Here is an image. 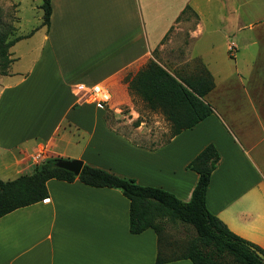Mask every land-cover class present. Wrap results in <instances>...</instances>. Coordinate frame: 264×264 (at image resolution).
<instances>
[{
    "label": "crops",
    "instance_id": "0c3cea01",
    "mask_svg": "<svg viewBox=\"0 0 264 264\" xmlns=\"http://www.w3.org/2000/svg\"><path fill=\"white\" fill-rule=\"evenodd\" d=\"M187 12L196 22L180 43L212 77L203 97L212 112L178 129L168 97L149 107L143 88L155 63L181 82L166 66L179 61ZM40 31L25 69L0 76V179L31 172V156L42 151L187 201L198 174L186 165L212 143L219 159L206 208L264 249V0H50L48 23L32 32ZM79 83L104 85L110 99L102 108L83 100ZM41 98L49 101L37 117L30 100ZM46 188L41 201L0 217V264H193L156 263L157 235L129 231L128 199L118 189L56 178Z\"/></svg>",
    "mask_w": 264,
    "mask_h": 264
},
{
    "label": "trees",
    "instance_id": "16d2710c",
    "mask_svg": "<svg viewBox=\"0 0 264 264\" xmlns=\"http://www.w3.org/2000/svg\"><path fill=\"white\" fill-rule=\"evenodd\" d=\"M40 8L42 24H47L50 0H42ZM1 22L0 18V24ZM7 26L16 30L15 26L9 24ZM24 36L9 37L6 31L0 28V75L6 74V68L13 60L9 48ZM152 69H154L152 80L144 78L148 85L147 88H143V96L149 99L152 94L163 104V97H168L169 106H175V109L169 112V118L175 127L178 129L192 127L212 112L210 104L203 99L207 91L213 87L212 77L205 68L192 76H179L181 82L176 81L157 64L152 66L149 73ZM165 78L178 86L177 93L169 92ZM58 158L47 157L35 165L29 173L19 174L8 180L0 179V217L16 208L47 197L46 181L50 178L65 181L78 179L90 186L116 188L128 199L129 231L139 233L151 228L157 235L156 263L184 258L189 259L193 264H264V249L261 246L231 231L206 208L207 185L219 159L212 143L206 144L186 165L187 169L198 174L187 201L179 199L164 188L138 184L131 177L87 163H83L79 173L75 175L69 170L56 166L55 161ZM164 220L188 224L194 230V234L184 241L178 254L166 249V244L163 243Z\"/></svg>",
    "mask_w": 264,
    "mask_h": 264
},
{
    "label": "rangeland",
    "instance_id": "374dc122",
    "mask_svg": "<svg viewBox=\"0 0 264 264\" xmlns=\"http://www.w3.org/2000/svg\"><path fill=\"white\" fill-rule=\"evenodd\" d=\"M40 3H41V0H0V18L2 21L0 24L1 25L0 28L6 31L9 37H14L15 35H25V36L27 35L28 36V33L30 34L32 31L34 32L35 28L38 27V25H41L42 9L40 8ZM182 21H183V30H184L183 32L184 33H182L181 36L178 37V40H179L178 48L179 49L184 48L181 46L182 43L180 42L182 40L187 42L188 29L194 26L196 19L195 17L192 16L191 13L187 12L186 14L183 15ZM7 24H9L12 27L15 26L16 30L14 31L13 28L12 29L9 28ZM33 32L26 38L25 36L24 38L22 37L21 39H19L18 42H15V44H13L9 48L11 58L15 57L16 55H20L21 53L23 54V57H21L18 60H14L12 63H10L8 67L6 68V74L8 73L10 69L12 71L23 70L25 69L26 63H29L31 57L35 53V49H36L35 46L40 41V36H41V31L40 33L37 32L35 34H33ZM167 38L168 37H166L165 40H167ZM201 42H205V41H201ZM197 46L202 47L203 45L200 44ZM156 53L157 51L153 53L155 57H156ZM177 58L179 60L178 62L172 61L173 62L172 64L169 63V65L167 64L166 66L167 69L170 70L173 74H177L179 76H189V75L192 76L204 70V65L201 64L200 61H196V60L191 61L189 59L188 50H183V49L178 50ZM183 60H186V61H183ZM159 67L163 69L161 66ZM153 70L154 69H152L150 73L144 76L146 80L147 78L152 80L153 74H154L152 72ZM164 71L169 73L166 70ZM12 76L13 77L10 79L11 81L14 79V75ZM155 76H156V73H155ZM47 101H49V99L47 98L30 100L32 110L35 112V115L37 113V117L41 116V114H39L40 110L42 111L46 110ZM146 102H147L146 105L152 108L164 106L163 102L158 97L149 98L147 99ZM36 109H37V112H36ZM18 112L19 111H16L15 114L12 115V119L16 115H19ZM35 117L36 116L31 115V118H35ZM82 121L84 125L88 123L90 124L91 118L88 115H85ZM17 138L18 136L14 137V139H17ZM41 162L42 161H40L39 163ZM12 175L13 174L7 177H13ZM163 224L165 228L163 230V237H162L163 243L166 244V249L172 250L174 254H178L179 250H181L183 247L182 245L184 241L188 237L194 234V230L190 225L184 224L181 222H173L170 220H164Z\"/></svg>",
    "mask_w": 264,
    "mask_h": 264
},
{
    "label": "built area",
    "instance_id": "2783aa9c",
    "mask_svg": "<svg viewBox=\"0 0 264 264\" xmlns=\"http://www.w3.org/2000/svg\"><path fill=\"white\" fill-rule=\"evenodd\" d=\"M233 49V45L231 44L229 46V50ZM76 90L80 91L83 93L82 98L83 100L90 101L91 103H94L95 106L102 108L108 102L110 99V93L108 89L100 84V83H95V84H82L79 83L76 86ZM46 155L43 154L42 151L36 152L34 155L31 156V160L35 164H39L40 161H43L45 159Z\"/></svg>",
    "mask_w": 264,
    "mask_h": 264
},
{
    "label": "water",
    "instance_id": "95a60500",
    "mask_svg": "<svg viewBox=\"0 0 264 264\" xmlns=\"http://www.w3.org/2000/svg\"><path fill=\"white\" fill-rule=\"evenodd\" d=\"M82 164L83 162L77 158H72V159L58 158L55 161L56 166L69 170L73 172L75 175L79 173Z\"/></svg>",
    "mask_w": 264,
    "mask_h": 264
}]
</instances>
